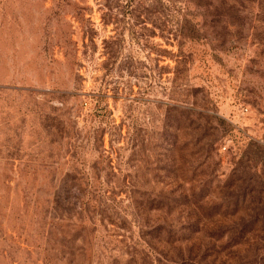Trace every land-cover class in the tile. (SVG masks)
Segmentation results:
<instances>
[{
  "label": "rangeland",
  "instance_id": "374dc122",
  "mask_svg": "<svg viewBox=\"0 0 264 264\" xmlns=\"http://www.w3.org/2000/svg\"><path fill=\"white\" fill-rule=\"evenodd\" d=\"M195 256L264 264V0H0V264Z\"/></svg>",
  "mask_w": 264,
  "mask_h": 264
},
{
  "label": "trees",
  "instance_id": "16d2710c",
  "mask_svg": "<svg viewBox=\"0 0 264 264\" xmlns=\"http://www.w3.org/2000/svg\"><path fill=\"white\" fill-rule=\"evenodd\" d=\"M227 234V233H226ZM226 234H222L221 236L217 237L216 240H223L225 239V243L227 244V246H238V242H234L235 237L233 235H226ZM227 256V255H226ZM197 258V256L193 257V258H188V259H181L182 261L176 264H197L196 261H194ZM230 258V256H229ZM194 259V260H192ZM177 262V261H175ZM241 262V261H240ZM223 264H226V261L223 262Z\"/></svg>",
  "mask_w": 264,
  "mask_h": 264
}]
</instances>
